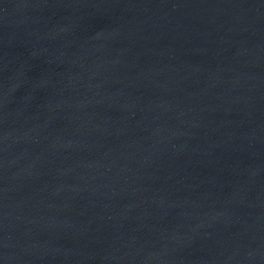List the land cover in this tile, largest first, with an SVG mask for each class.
Here are the masks:
<instances>
[{
    "label": "water",
    "instance_id": "1",
    "mask_svg": "<svg viewBox=\"0 0 264 264\" xmlns=\"http://www.w3.org/2000/svg\"><path fill=\"white\" fill-rule=\"evenodd\" d=\"M0 264H264V0H0Z\"/></svg>",
    "mask_w": 264,
    "mask_h": 264
}]
</instances>
